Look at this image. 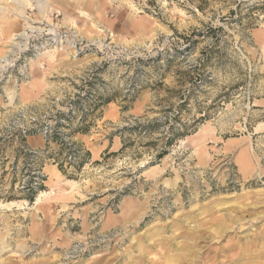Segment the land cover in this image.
Returning <instances> with one entry per match:
<instances>
[{
	"label": "rangeland",
	"instance_id": "rangeland-1",
	"mask_svg": "<svg viewBox=\"0 0 264 264\" xmlns=\"http://www.w3.org/2000/svg\"><path fill=\"white\" fill-rule=\"evenodd\" d=\"M26 1H0V264H264V0Z\"/></svg>",
	"mask_w": 264,
	"mask_h": 264
},
{
	"label": "bare ground",
	"instance_id": "bare-ground-1",
	"mask_svg": "<svg viewBox=\"0 0 264 264\" xmlns=\"http://www.w3.org/2000/svg\"><path fill=\"white\" fill-rule=\"evenodd\" d=\"M1 1V0H0ZM24 1L25 0H13V2L19 7V8H23V7H25L24 6ZM28 2H36V4L40 7L39 9H42V10H44L45 9V3L44 2H42V0H27L26 1V3H28ZM25 3V4H26ZM29 4V3H28ZM27 4V5H28ZM36 6V5H35ZM34 8V7H33ZM82 9V8H81ZM84 12V11H83ZM84 14H85V12H84ZM82 15V14H81ZM85 16V15H84ZM40 23V22H39ZM30 25V24H29ZM34 28V27H33ZM32 28V29H33ZM36 28V27H35ZM35 30V29H34ZM41 31H42V29H40ZM54 33V31H53V29H51L50 31H49V35H52ZM22 37V36H25L24 34H21V35H19V34H16L15 35V37ZM14 45V44H13ZM15 46V45H14ZM17 47V46H16ZM5 59V58H4ZM13 99V98H12ZM250 160L249 159H246L245 160V163H244V166L242 167L244 170H246V171H248L249 170V168H250ZM74 184V183H73ZM72 184V185H73ZM49 196V194L47 193V192H41V194L39 195V197H38V199H37V204H40L41 202H42V200L44 199V198H46V197H48ZM10 204H4V206H9Z\"/></svg>",
	"mask_w": 264,
	"mask_h": 264
},
{
	"label": "trees",
	"instance_id": "trees-1",
	"mask_svg": "<svg viewBox=\"0 0 264 264\" xmlns=\"http://www.w3.org/2000/svg\"><path fill=\"white\" fill-rule=\"evenodd\" d=\"M35 195H36V192L33 191L32 194L29 196V200L32 201Z\"/></svg>",
	"mask_w": 264,
	"mask_h": 264
}]
</instances>
